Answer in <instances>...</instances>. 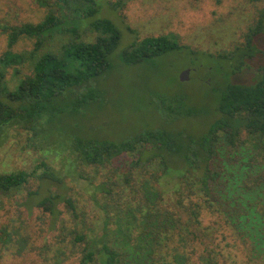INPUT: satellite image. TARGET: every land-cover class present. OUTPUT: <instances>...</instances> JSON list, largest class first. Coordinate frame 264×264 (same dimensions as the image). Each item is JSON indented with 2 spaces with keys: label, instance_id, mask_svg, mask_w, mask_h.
Returning <instances> with one entry per match:
<instances>
[{
  "label": "trees",
  "instance_id": "1",
  "mask_svg": "<svg viewBox=\"0 0 264 264\" xmlns=\"http://www.w3.org/2000/svg\"><path fill=\"white\" fill-rule=\"evenodd\" d=\"M128 1L33 0L45 10L39 22L1 21L8 49L0 55V146L12 131L20 130L44 153L64 155L73 165L98 174L122 157L132 162L131 170L117 175L116 181L105 176L101 190L112 202L96 200L102 221L98 229L87 223L86 212L67 193L68 176L48 163L32 172L0 173V210L5 209L3 198L24 194L27 210L38 208L51 217L50 232L59 229L54 242L43 238L38 244L22 226L0 224L1 250L18 257L36 254L45 264H66L75 257L77 264H233L234 256L221 244L226 237L219 240L216 225L222 224L235 236L227 245L264 262V171L251 177V169L264 167V60L257 63L253 85L225 87L214 110L216 118L202 134L157 128L113 141L67 135L62 126L68 116L100 100L99 83L110 73L122 39L120 27L102 9L119 11ZM263 34L261 14L243 42L221 58L234 64L235 73L241 71L263 56L258 47ZM24 39L32 41L33 48L14 52ZM178 39L166 35L133 41L120 59L126 66L153 61L183 49ZM26 66L30 74L20 69ZM10 69L15 71L12 81ZM161 105L174 122L199 115L184 97ZM233 153L242 163L226 165L224 174L217 162ZM135 167L150 170L137 175ZM33 178L38 181L35 188Z\"/></svg>",
  "mask_w": 264,
  "mask_h": 264
},
{
  "label": "rangeland",
  "instance_id": "2",
  "mask_svg": "<svg viewBox=\"0 0 264 264\" xmlns=\"http://www.w3.org/2000/svg\"><path fill=\"white\" fill-rule=\"evenodd\" d=\"M102 12L120 27L122 39L112 56L113 67L110 73L99 83L103 92L100 100L64 119L62 126L68 129L67 135L70 133L72 136L74 133L82 138L100 137L121 141L134 138L146 129L157 128H186L190 132L202 134L216 118L214 110L217 101L229 83L253 85L257 80V63L264 60V34L258 40L263 56L248 62V66L241 71L235 73L234 64L220 55L229 53L243 42V36L249 27L264 14V1L253 3L249 0H221L217 3L215 0H129L124 9L111 11L104 7ZM44 16L45 10L39 8L33 0H0V24H3L1 21L10 24L39 22ZM166 35L179 38L183 49L165 53L142 64L123 65L120 53L131 42ZM32 48L33 42L24 39L13 50L21 53ZM7 49V37L0 34V55ZM45 49L48 51L55 47ZM20 69L23 73L30 74L28 66ZM185 71H190L189 79L182 81L181 75ZM14 74L15 71L10 69L8 78L11 81L16 79ZM177 97H184L188 105L197 108L198 117L189 116L172 121L173 116L164 112L161 103ZM30 138V134L20 130L11 132L10 137L0 146V173L32 172L42 162L48 163L68 176L66 191L75 199L79 210L86 212L87 223L97 229L102 227L99 219L101 211L96 200L101 204L104 200H109L101 190L102 185L106 187L105 176L116 181L117 175L127 174L132 168L131 159L122 157L98 174L90 167L73 165L64 155L58 158L57 153H44L42 147L37 145L38 149L32 145ZM245 149L241 151L248 155ZM237 155L233 153V156L217 162L224 174L227 171L226 165L242 163ZM247 161L243 163L250 162ZM135 170L137 175H143L150 168L137 167ZM251 170L250 176L254 178L256 175H263L264 167L258 166ZM33 179L32 186L35 188L38 181ZM165 186L173 187L172 184ZM23 197L24 194L12 200L3 198L5 209L0 210V224L22 226L38 244L42 243L43 238L49 243L54 242L52 238L59 233V229L56 228L54 232L51 229L50 232L51 217L45 216L38 208L29 212ZM109 201L112 202L111 199ZM60 210L65 211L63 205ZM65 217L69 219V216ZM214 220L215 218L213 221L210 219L212 224L216 223ZM113 224L114 221L110 228L115 227ZM216 226L220 230L219 240L226 237L221 244L231 251L234 256L233 264H264L260 258H251L246 252H242L241 248L227 245L233 241L234 234L222 224ZM40 235L43 236L37 239ZM0 264L45 263L36 254L18 257L1 250L0 246ZM66 264H77L76 257Z\"/></svg>",
  "mask_w": 264,
  "mask_h": 264
},
{
  "label": "water",
  "instance_id": "3",
  "mask_svg": "<svg viewBox=\"0 0 264 264\" xmlns=\"http://www.w3.org/2000/svg\"><path fill=\"white\" fill-rule=\"evenodd\" d=\"M189 72L190 71H185V72L182 73V75H181V80L182 81H186V80L189 79V77H188L189 76Z\"/></svg>",
  "mask_w": 264,
  "mask_h": 264
}]
</instances>
